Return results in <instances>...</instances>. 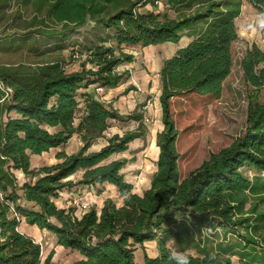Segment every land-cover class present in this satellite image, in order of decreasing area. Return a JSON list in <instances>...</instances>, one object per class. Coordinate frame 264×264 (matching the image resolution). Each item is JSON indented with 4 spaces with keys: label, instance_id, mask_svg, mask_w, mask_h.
<instances>
[{
    "label": "trees",
    "instance_id": "16d2710c",
    "mask_svg": "<svg viewBox=\"0 0 264 264\" xmlns=\"http://www.w3.org/2000/svg\"><path fill=\"white\" fill-rule=\"evenodd\" d=\"M0 1L1 14L15 0ZM22 1L35 9L24 31L60 36L92 22L115 31V46L106 47L101 39L89 50L87 62L96 69L83 63L81 71L67 73L59 61L0 66V80L14 91L11 104H2L5 91L0 88V264H52L55 253L43 262L40 243L20 230L22 220L53 234L59 247L76 252L79 259L74 264H169L171 239L182 249L196 248L198 256L187 254L190 264H232L235 256L242 264H264V102L251 100L245 134L212 153L186 177L177 149L182 131L175 103L186 96L208 104L222 97L233 69L232 47L239 40L237 19L243 0ZM160 2L179 16L156 13ZM249 2L264 17V0ZM147 5L153 10L140 11ZM185 36L192 40L165 59L159 72L164 128L157 134V170L149 188L137 193L122 172L126 160H108L144 138L148 128L144 112L121 115L95 92L80 90L86 80L87 85L118 87L126 74L118 73L117 67L134 59L122 51L123 45L179 44ZM241 65L246 82L255 90L264 88V51L254 44ZM80 97L84 111L76 126ZM13 111L16 117L10 115ZM126 119L138 127L114 134L108 145L90 151L111 120ZM76 134L84 143L79 152H61L56 164L33 168V156L66 145ZM250 168L253 176L246 171ZM16 172L27 179L20 182ZM104 184L117 189L121 204L107 199L100 209L93 206L78 215L75 207L55 202L66 190ZM204 227L214 236L222 229L216 246L207 244L208 238L203 244L182 243L184 234L194 238V230L202 235ZM229 233L234 241L228 239ZM152 241H157L159 255H145L143 263L137 262V246Z\"/></svg>",
    "mask_w": 264,
    "mask_h": 264
},
{
    "label": "rangeland",
    "instance_id": "374dc122",
    "mask_svg": "<svg viewBox=\"0 0 264 264\" xmlns=\"http://www.w3.org/2000/svg\"><path fill=\"white\" fill-rule=\"evenodd\" d=\"M22 0H15L11 7L0 14V66H36L46 62L59 61L67 73L81 71L83 63L87 69H96L95 64L88 63L89 50L100 45L101 39L106 47L115 46V31L105 29L100 25L89 22L79 30L66 32L60 36L50 34H32V31H24L35 16L34 6H27ZM2 2L0 1V4ZM153 10L151 5L140 7V11ZM166 13L171 18L179 16L174 8L159 3L156 13ZM37 24L40 22L38 20ZM39 22V23H38ZM47 26L51 23L46 22ZM23 25V26H21ZM62 31L60 25L56 26ZM239 40L233 44V69L231 75L224 84L223 95L220 99L208 104L205 99L197 96H186L176 101L177 126L182 131L177 142V149L181 154L179 162L183 177L200 167L204 161L209 159L212 153H218L230 146L237 138L243 136L247 128L248 106L251 100L258 99L264 102V88L255 90L245 78L242 69V60L247 51L256 44L264 51V17L254 8L249 0H243L242 13L237 19ZM43 30V28L41 29ZM37 33V32H36ZM192 40L185 36L179 44L165 43L156 46L144 47L143 45H123L122 51L134 56L131 63L125 62L117 67L118 73H125L124 79L116 88H106L99 84H83L81 92H95L97 97L117 109L121 115L128 116L135 111L144 112L147 124V133L144 138L137 139L124 153L114 154L112 160H126L123 169L126 180L134 185L135 192L142 193L149 188L152 176L157 170V160L160 149L157 143V134L164 128L162 123V111L159 103L160 79L159 72L163 61L171 56L182 46ZM120 49H117L119 54ZM85 85L87 87H85ZM0 88L5 91L2 104H11L14 91L5 86L0 80ZM100 90H97V89ZM54 99H52L53 101ZM80 112L76 116L77 126L83 117L84 99L79 98ZM12 117L17 114L13 111ZM109 129L103 137L97 139L90 151H98L108 145L109 139L114 134L123 135L138 127V123L132 120H111ZM156 138V139H155ZM84 143L79 134L64 146L52 149L41 156L32 157L33 168L49 166L59 162L57 155L65 152L68 155L79 152ZM253 176V169H246ZM20 182L27 178L22 172H16ZM80 177L75 175L76 179ZM113 199L118 204L122 203L117 189L110 184L95 187H75L66 190L55 200L60 207H75L76 213L81 215L85 210L96 207L100 209L105 200ZM23 202V201H22ZM24 203V202H23ZM20 230L36 239L42 249L43 262L54 252L52 264H74L79 255L71 250L57 245V238L48 231H38L28 226L22 220ZM202 235L195 230L194 238L189 234L183 235V244L190 242L203 244L205 239L210 246H216L223 238L222 229L214 236L213 232L204 227ZM245 233V232H243ZM228 239L234 241L235 237L228 234ZM225 241V240H224ZM157 241L147 242L143 247L137 246L136 261L144 262V256L156 257L159 255ZM170 249L198 256L193 246L184 249L175 244L174 239L168 242ZM232 264H242L239 257H232Z\"/></svg>",
    "mask_w": 264,
    "mask_h": 264
},
{
    "label": "clouds",
    "instance_id": "9594fccd",
    "mask_svg": "<svg viewBox=\"0 0 264 264\" xmlns=\"http://www.w3.org/2000/svg\"><path fill=\"white\" fill-rule=\"evenodd\" d=\"M169 264H190L189 256L186 253L171 251L168 256Z\"/></svg>",
    "mask_w": 264,
    "mask_h": 264
},
{
    "label": "crops",
    "instance_id": "0c3cea01",
    "mask_svg": "<svg viewBox=\"0 0 264 264\" xmlns=\"http://www.w3.org/2000/svg\"><path fill=\"white\" fill-rule=\"evenodd\" d=\"M156 139V138H155ZM155 145H156V142H155ZM29 226V225H28ZM30 227H33V228H36L38 231L40 230L38 227L36 226H30ZM40 231H47V230H40Z\"/></svg>",
    "mask_w": 264,
    "mask_h": 264
},
{
    "label": "built area",
    "instance_id": "2783aa9c",
    "mask_svg": "<svg viewBox=\"0 0 264 264\" xmlns=\"http://www.w3.org/2000/svg\"><path fill=\"white\" fill-rule=\"evenodd\" d=\"M101 89V88H100ZM99 88L97 90H100Z\"/></svg>",
    "mask_w": 264,
    "mask_h": 264
},
{
    "label": "bare ground",
    "instance_id": "6f19581e",
    "mask_svg": "<svg viewBox=\"0 0 264 264\" xmlns=\"http://www.w3.org/2000/svg\"><path fill=\"white\" fill-rule=\"evenodd\" d=\"M159 148V147H158Z\"/></svg>",
    "mask_w": 264,
    "mask_h": 264
}]
</instances>
